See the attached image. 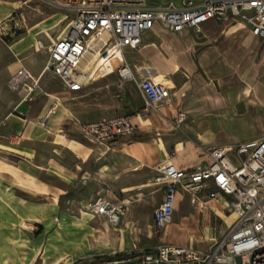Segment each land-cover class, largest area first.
Here are the masks:
<instances>
[{
  "label": "crops",
  "instance_id": "1",
  "mask_svg": "<svg viewBox=\"0 0 264 264\" xmlns=\"http://www.w3.org/2000/svg\"><path fill=\"white\" fill-rule=\"evenodd\" d=\"M3 16L0 4V19ZM232 21L237 19H228L230 23L226 27L210 18L201 24L198 32L191 27L179 32L169 31L178 33L182 42L165 38V46L170 47L168 56L156 53L144 56L146 44L143 43L135 48L125 47L124 56L134 78L121 79L116 72H111L84 80L79 90L66 89L55 76L60 86L53 89L41 86L30 93L24 86L10 89L6 81L11 73L24 66L33 75H39L47 56L43 58L40 51L44 50L36 45L34 49L27 39L6 41L0 37V152L7 156L15 155L16 150L21 153L14 143L38 137L54 143L55 149L76 148L84 157V167L82 163H77L75 170L74 166L70 167L73 171L70 177H85L92 187L104 190L105 197L125 196L126 187L146 181L149 174L153 177L159 163L172 161L185 167L207 162L210 160L207 150L211 146L261 137L264 134V73L261 66L264 42L245 22ZM186 30L206 36L207 42L203 44L193 37L186 38ZM160 31L167 35L165 29L160 27ZM243 33L249 41L242 50L233 54L225 50L226 39L230 37L243 42L239 37ZM30 55L34 57L31 62L27 58ZM147 76L160 79L169 86L170 101L161 103L159 111L150 110L142 116L139 110L143 96L136 80ZM179 111L185 112L186 119L175 128ZM121 113L129 114L136 123L133 134L103 142L89 137L80 128L82 122ZM152 185V199H141L142 206L135 205V201L129 203L118 224H110L103 215L89 223L93 235L88 247L100 243L115 253L131 249L141 239H163L167 231L161 232L157 239L150 215L159 203L162 191L157 184ZM178 202L177 196L172 221Z\"/></svg>",
  "mask_w": 264,
  "mask_h": 264
},
{
  "label": "built area",
  "instance_id": "2",
  "mask_svg": "<svg viewBox=\"0 0 264 264\" xmlns=\"http://www.w3.org/2000/svg\"><path fill=\"white\" fill-rule=\"evenodd\" d=\"M67 8L71 16L55 40H35L38 49L47 53L44 65L50 74L68 90H79L83 81L116 72L119 78H134L124 48L137 47L142 34L156 24L179 32L187 27L201 30V24L215 20L238 19L264 42V0H49ZM119 54L118 63L112 58ZM42 70V71H43ZM38 76L19 66L6 84L16 90L24 86L28 93L41 89ZM143 96L140 114L159 111V105L170 101V88L160 79L144 77L136 80ZM186 118L179 111L176 123ZM81 130L89 137L111 142L133 134L137 125L127 113L95 121L82 122ZM210 160L180 167L172 161L159 163L152 182L162 191L152 212V224L162 229L173 218L180 193L191 204L215 201L233 215L225 232L206 250L188 248L184 258L178 245L162 244L155 255L146 254L165 264H264V134L255 139L208 148ZM86 209L118 224L125 211L123 203L105 196L88 200ZM144 261V260H143Z\"/></svg>",
  "mask_w": 264,
  "mask_h": 264
},
{
  "label": "rangeland",
  "instance_id": "3",
  "mask_svg": "<svg viewBox=\"0 0 264 264\" xmlns=\"http://www.w3.org/2000/svg\"><path fill=\"white\" fill-rule=\"evenodd\" d=\"M164 1L146 0L148 4ZM0 4L4 10V16L0 19V37L6 41L27 39L34 49L35 39L39 37L45 42L59 37L71 16L67 8L49 0H0ZM239 21L237 19L231 23ZM216 23L227 27L230 22L217 20ZM166 32L167 35H164L156 24L142 34L141 43L146 44L144 56L154 53L168 56L170 47L165 46V38L182 42L178 33ZM185 37H193L198 43L207 42L206 36L191 30H186ZM239 37L243 42L231 40L230 37L226 39L225 50L230 54L242 50L249 41L244 33ZM40 52L46 58L47 53ZM27 58L30 62L34 60L31 55ZM261 66L264 73V61ZM38 82L46 89L60 86L48 71ZM182 122L175 123L174 127L179 128ZM80 135L85 138L82 133ZM13 138H16L15 135ZM14 144L18 145L21 153L16 150L15 155L7 156L0 152L3 156L0 157V264H72L81 256L114 255L116 252L100 243L88 247L93 235L89 223L96 221L100 215L89 212L85 204L88 200L103 196L104 190L92 187L81 175L70 177L73 172L70 167L74 166L75 170L77 163H82L84 167V157L79 150L68 147L55 149L54 143L41 137ZM152 184L149 174L146 181L126 187L125 196L116 194L106 197L118 204L125 202V206L132 201L142 206L144 203L141 199H152ZM178 197L175 220L163 230H155L157 239L161 232L167 231L163 239H141L139 244L122 251L141 252L136 255L141 257L137 264H165L144 259L146 249L153 250L150 254L155 255L162 244L206 250L225 232L232 220L233 215L223 206L211 201L189 204L188 197L183 193Z\"/></svg>",
  "mask_w": 264,
  "mask_h": 264
},
{
  "label": "trees",
  "instance_id": "4",
  "mask_svg": "<svg viewBox=\"0 0 264 264\" xmlns=\"http://www.w3.org/2000/svg\"><path fill=\"white\" fill-rule=\"evenodd\" d=\"M134 138H136V136H134ZM145 252L149 254L152 253L153 250L146 249ZM140 254L141 252L138 251H132V252L119 251L116 252L114 255H109V256L108 255L101 256L100 254L86 255V256L78 257L73 261L72 264H100V263L104 264V262L107 260L135 258L136 255H140ZM136 257H140V256H136Z\"/></svg>",
  "mask_w": 264,
  "mask_h": 264
},
{
  "label": "water",
  "instance_id": "5",
  "mask_svg": "<svg viewBox=\"0 0 264 264\" xmlns=\"http://www.w3.org/2000/svg\"><path fill=\"white\" fill-rule=\"evenodd\" d=\"M140 260H141V257L114 259V260H107L104 262V264H136L140 262Z\"/></svg>",
  "mask_w": 264,
  "mask_h": 264
},
{
  "label": "bare ground",
  "instance_id": "6",
  "mask_svg": "<svg viewBox=\"0 0 264 264\" xmlns=\"http://www.w3.org/2000/svg\"><path fill=\"white\" fill-rule=\"evenodd\" d=\"M118 56H119V54L117 53V54H115L114 57L111 59L112 62H113L114 64L118 63ZM45 72H47L46 69H44V70L41 72V74H40L39 77H38V80L41 79V78L43 77V75H44ZM178 248H180L179 251H178V253H180L181 256H183V257L185 258V257L188 255V251H187V249H186L185 247H178Z\"/></svg>",
  "mask_w": 264,
  "mask_h": 264
}]
</instances>
